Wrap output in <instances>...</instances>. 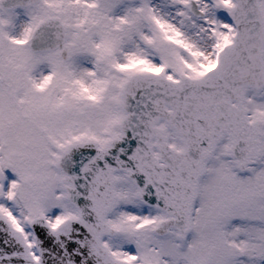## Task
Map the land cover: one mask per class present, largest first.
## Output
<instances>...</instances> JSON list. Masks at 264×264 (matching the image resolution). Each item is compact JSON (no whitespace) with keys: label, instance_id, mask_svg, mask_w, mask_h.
Listing matches in <instances>:
<instances>
[{"label":"snow or ice","instance_id":"1","mask_svg":"<svg viewBox=\"0 0 264 264\" xmlns=\"http://www.w3.org/2000/svg\"><path fill=\"white\" fill-rule=\"evenodd\" d=\"M0 264H264V0H0Z\"/></svg>","mask_w":264,"mask_h":264}]
</instances>
